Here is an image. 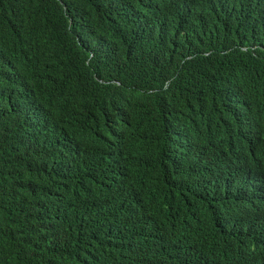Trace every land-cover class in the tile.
Listing matches in <instances>:
<instances>
[{"label": "trees", "instance_id": "trees-1", "mask_svg": "<svg viewBox=\"0 0 264 264\" xmlns=\"http://www.w3.org/2000/svg\"><path fill=\"white\" fill-rule=\"evenodd\" d=\"M0 264H264V0H0Z\"/></svg>", "mask_w": 264, "mask_h": 264}]
</instances>
